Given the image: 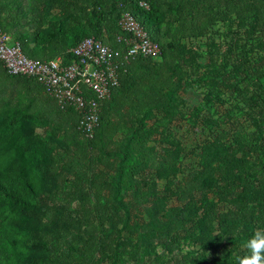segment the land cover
<instances>
[{"label": "trees", "instance_id": "1", "mask_svg": "<svg viewBox=\"0 0 264 264\" xmlns=\"http://www.w3.org/2000/svg\"><path fill=\"white\" fill-rule=\"evenodd\" d=\"M124 13L160 58L123 61L91 138L0 63V264H237L264 229V0H0V30L66 64L124 50Z\"/></svg>", "mask_w": 264, "mask_h": 264}, {"label": "built area", "instance_id": "2", "mask_svg": "<svg viewBox=\"0 0 264 264\" xmlns=\"http://www.w3.org/2000/svg\"><path fill=\"white\" fill-rule=\"evenodd\" d=\"M118 26L123 35L117 41L125 46L124 50L86 37L68 51L73 59L66 64L60 57L47 61L29 59L19 43L0 30V63L11 76L36 80L61 109L72 107L79 115L81 134L91 138L99 125L100 103L117 85L123 61L135 57L160 58L159 45L130 14H122Z\"/></svg>", "mask_w": 264, "mask_h": 264}, {"label": "rangeland", "instance_id": "3", "mask_svg": "<svg viewBox=\"0 0 264 264\" xmlns=\"http://www.w3.org/2000/svg\"><path fill=\"white\" fill-rule=\"evenodd\" d=\"M218 28H214V32H216ZM213 31V30H212ZM215 37V36H214ZM206 58L202 59L201 62H205ZM201 100V91L199 89H194L187 93L186 102L188 107H192L197 105ZM17 112V111H16ZM176 126H174V132H176V136L181 138L184 146L186 145L187 150L192 146L193 141L195 139L202 136V132L199 129H191L186 120L176 121ZM42 130L38 129L37 132H41Z\"/></svg>", "mask_w": 264, "mask_h": 264}, {"label": "clouds", "instance_id": "4", "mask_svg": "<svg viewBox=\"0 0 264 264\" xmlns=\"http://www.w3.org/2000/svg\"><path fill=\"white\" fill-rule=\"evenodd\" d=\"M244 247L248 253L237 257V264H264V229L255 231Z\"/></svg>", "mask_w": 264, "mask_h": 264}]
</instances>
